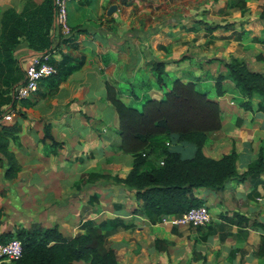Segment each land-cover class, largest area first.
Segmentation results:
<instances>
[{
  "label": "crops",
  "instance_id": "obj_1",
  "mask_svg": "<svg viewBox=\"0 0 264 264\" xmlns=\"http://www.w3.org/2000/svg\"><path fill=\"white\" fill-rule=\"evenodd\" d=\"M44 1L0 0V36L6 11L14 10L19 14L31 12ZM131 1L69 2L68 19L73 31L71 36H65L54 22L50 62L53 60L54 64H59L64 57L68 63L85 58L82 68L57 84L54 78L44 79L26 102L15 100L11 92H3L5 87L0 88V124L17 123L21 127L18 141L12 142L10 148L21 164V170L12 180L4 177L7 162L0 152V207L4 209L0 232L41 222L46 227L58 225L64 235L75 236L82 232L81 224L91 219L104 224L108 245L117 251L121 264L119 247L124 242L131 243L130 239L136 238L137 231L142 228L156 229L165 224L169 226V234L166 238H158L169 240L170 246L178 247L179 241H183L192 243L193 248L197 245L198 251L200 240L204 241L203 244L213 242V247L201 254L205 256L206 264H264V256L258 255L264 239L263 184L255 189L249 180L240 182L231 178L221 190L203 188L207 190L201 193L202 188L197 189L198 195L204 199L203 205L209 208L212 215L213 227L204 235L192 232L186 225L165 222V219L175 215L151 225L144 214L134 211L143 202L137 199L133 189L113 180L86 181L90 172L125 177L134 163L131 154L118 149L121 144L117 132L119 118L114 105L107 99V82L116 87L127 104L139 103L147 97L161 98L164 91L158 84L154 64L156 61L165 62L168 72L180 58L175 54L167 55L159 48L160 45L172 44L175 47L181 39L182 44L188 41L184 46L193 44L200 48L208 41L216 45L224 41H245L237 40L233 33L241 29L223 25L213 32L207 31V34L201 33L202 26H196L197 31H187L179 26L170 28L155 24L143 30L142 25L139 23L136 26L135 22L145 9H142L139 0ZM227 1L215 0V3L224 5ZM260 1L264 0H249L248 4ZM138 3L139 8L136 7ZM113 4L118 8L108 14ZM261 23L259 33L252 32V28L245 23L242 29L250 31L251 36H262L264 25ZM221 27L225 31L219 34ZM249 46L264 50L261 43L250 41ZM38 54L41 53L30 48L28 41L22 37L14 51L16 70L12 76L23 80L26 68ZM236 56L247 61L252 69L264 71V61L258 62L243 52ZM193 57H196L193 61L195 66L191 71L198 81L193 77L177 75L184 81L191 79L210 87L219 73H228L226 62L229 60L221 55ZM211 59L213 61L209 62ZM226 81L231 82L229 79ZM212 89L215 94L212 98L218 100L224 110V126L209 133L204 152L210 157L220 158L236 149L239 154L238 168L244 171L259 157L260 148L264 149V111L257 110L260 100L254 98V110H245L229 99L231 93L236 96V91L230 93L227 90L224 95L218 96L216 88ZM45 123L52 124V135L63 143L58 154L47 155L44 152ZM171 148L180 151L185 158L193 157L197 150V146L189 142L173 143ZM94 196L98 199L94 200ZM27 211L35 217L31 223L20 216ZM235 212L245 215L248 222L238 224L228 221L227 217H232ZM11 216L18 218L17 223L11 221ZM125 224L132 226L126 228ZM77 264L85 263L80 261Z\"/></svg>",
  "mask_w": 264,
  "mask_h": 264
},
{
  "label": "trees",
  "instance_id": "obj_2",
  "mask_svg": "<svg viewBox=\"0 0 264 264\" xmlns=\"http://www.w3.org/2000/svg\"><path fill=\"white\" fill-rule=\"evenodd\" d=\"M249 0H233L232 6L244 11ZM56 6L54 0H45L34 11L17 13L8 10L3 17V31L0 36V88L11 92L15 100L26 102L29 98L18 99L16 87L25 82L13 77L16 70L14 51L21 38H25L30 48L37 53L49 52L53 46V27ZM264 25V11L261 13ZM203 22L202 20L199 23ZM234 23L223 24L226 28L236 29ZM220 25H208L209 32ZM72 31L73 28L71 27ZM197 31V27L185 28ZM237 40H248L264 44V37L253 35L241 29L233 32ZM164 48V45H160ZM186 56L175 62L182 61ZM211 59L209 62H212ZM51 62L54 61L51 60ZM86 59H74L70 63L63 58L54 64L58 71L54 83H59L75 70L82 68ZM227 74L219 73L215 78L218 96L227 92L224 82L229 79L239 98L238 104L245 110H254L252 100L258 98V111H264V71L252 69L247 61L233 57L226 62ZM154 70L157 81L163 89L161 98L147 97L139 103H125L116 87L107 82V99L114 105L119 118L117 130L121 138L119 150L134 157L132 168L125 177L111 173L90 172L86 181L113 180L133 189L138 200L143 204L135 212H141L151 225L163 221L170 215H182L194 207L202 206L204 199L197 189L221 190L228 179L236 178L240 182H253L255 189L264 186V149L260 148L259 157L252 161L244 171L238 168L239 154L236 149L220 158L205 154L204 146L210 132L224 126V110L220 102L210 96V90L197 87L195 80L184 81L176 76L168 86L165 82L168 72L166 63L156 61ZM47 79V78H46ZM239 123V122H238ZM21 127L0 124V152L7 162L4 177L12 180L21 170L11 143L18 141ZM44 152L47 155L58 154L63 143L52 135V124L44 125ZM189 142L197 146L193 157L185 158L180 151L171 148L174 143ZM169 143V144H168ZM163 161V164L161 162ZM98 197L94 196V200ZM92 199V202H94ZM4 209L0 207V224ZM228 221L240 224L248 222L245 215L235 212ZM117 226V225H115ZM126 228L132 225H124ZM199 226L196 228H201ZM82 232L75 236H66L58 225L46 227L41 222L30 226H20L16 230L0 232V243L18 238L23 244L21 257L12 260L0 259V264H120L117 251L108 245V232L104 224L86 220L81 224ZM171 242L165 238H155L153 250L167 251ZM198 256L206 261L199 251ZM258 255L264 256V239L259 246ZM197 257V258H199Z\"/></svg>",
  "mask_w": 264,
  "mask_h": 264
},
{
  "label": "rangeland",
  "instance_id": "obj_3",
  "mask_svg": "<svg viewBox=\"0 0 264 264\" xmlns=\"http://www.w3.org/2000/svg\"><path fill=\"white\" fill-rule=\"evenodd\" d=\"M132 0L131 2H133ZM233 0H228L221 4V2L215 3V0H139L142 9H145L139 19L135 22V25L138 26L140 23L142 29L146 30L148 25H166L167 27H180V29H185L193 26H202L204 29H201V33L207 34L208 25H223L225 23H234V27L237 29L245 28L244 23L252 32L259 33L262 29V26L259 24L261 22V13L264 11V1L255 2L248 4L247 8L244 11L238 10L233 7ZM139 3L136 5L137 8L140 7ZM152 9V10H151ZM105 17V16H104ZM199 20H202L203 23L199 24ZM246 21V22H245ZM262 24V23H261ZM114 27V26H111ZM219 29V34L223 33L225 29L221 27ZM264 37V32L262 33ZM223 36V35H222ZM176 42L177 46L169 44L161 48L167 55H176V57L181 58L187 54L186 58L179 62H174L173 67L169 68V75L166 77L168 85L171 84V81L177 75L182 77L194 78V73L191 71L192 67L195 66L196 57L199 56H215L221 55L227 60H231L233 57H237V54L241 52L251 56V58H256L258 62L264 61V50H258V48L247 47L250 45V41L245 40L243 43H232L231 41H224L219 44H214L213 41H208L205 43L204 47H198L195 45L184 46L188 44V41H183L184 43ZM190 42V41H189ZM213 44V47H211ZM247 47V48H246ZM239 58V57H238ZM242 59V58H240ZM256 63V62H255ZM257 64V63H256ZM260 64V63H259ZM258 64V65H259ZM198 81V79H196ZM212 83H215L213 81ZM213 86V87H212ZM210 87L205 84H200L198 82L197 87L203 90H210V96L213 97L215 94L212 91V88H215V85L212 84ZM212 87V88H211ZM224 87L231 92H235L232 82H224ZM207 88V89H206ZM235 94V93H234ZM233 93L229 95V99L233 102H239V98L236 97ZM257 99H255L256 101ZM228 103V102H227ZM227 105V104H226ZM186 156V153H184ZM207 189H201V193H205ZM27 214L23 213L21 218H25L28 223H31L35 218L32 215L31 211H27ZM13 217V216H11ZM18 218L13 217L12 222L17 223ZM10 219H8L9 221ZM211 221L204 227L196 228L193 226H188L189 230L196 232L197 234H206L212 229ZM169 226L161 224L156 229L154 228H142L137 231L138 236L136 238L130 239L132 242H124L122 246L119 247V258L121 264H206L202 261L197 254L194 252L198 249L197 245L193 248L192 243L181 242L179 241L178 247L172 245L167 251H157L153 250V243L156 237H167L169 234ZM135 240V241H133ZM204 240V239H203ZM199 245V253L203 254L204 250L212 248L214 243ZM202 245V246H201ZM199 257V258H197Z\"/></svg>",
  "mask_w": 264,
  "mask_h": 264
},
{
  "label": "built area",
  "instance_id": "obj_4",
  "mask_svg": "<svg viewBox=\"0 0 264 264\" xmlns=\"http://www.w3.org/2000/svg\"><path fill=\"white\" fill-rule=\"evenodd\" d=\"M75 0H54L56 6L55 25L65 36H71L72 29L68 19V3ZM57 67L50 62V53L34 56L25 70V82L16 87L18 99L29 98L40 86L41 81L57 73ZM10 118V116H7ZM169 144V143H168ZM163 164V161L161 162ZM212 220L209 208L205 205L194 207L182 215H175L165 222L177 226H206ZM23 244L18 238L0 243V259L12 260L21 257Z\"/></svg>",
  "mask_w": 264,
  "mask_h": 264
},
{
  "label": "water",
  "instance_id": "obj_5",
  "mask_svg": "<svg viewBox=\"0 0 264 264\" xmlns=\"http://www.w3.org/2000/svg\"><path fill=\"white\" fill-rule=\"evenodd\" d=\"M117 5L113 4L110 6L108 14H112L113 12H115L117 10Z\"/></svg>",
  "mask_w": 264,
  "mask_h": 264
}]
</instances>
